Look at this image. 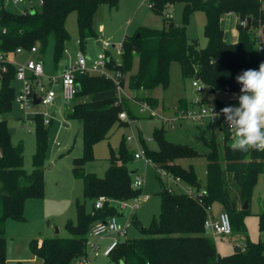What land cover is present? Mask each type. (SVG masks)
Returning <instances> with one entry per match:
<instances>
[{
  "label": "trees",
  "instance_id": "1",
  "mask_svg": "<svg viewBox=\"0 0 264 264\" xmlns=\"http://www.w3.org/2000/svg\"><path fill=\"white\" fill-rule=\"evenodd\" d=\"M101 1L42 0L39 9L12 12L0 0V50L8 52L16 47L30 49L35 45L41 51L52 38L54 64H57L69 39L65 26L67 14L72 10L76 12L79 45L83 49L88 38L98 36L93 27V17ZM179 1L184 3L181 24L167 19V24L162 28L143 26L131 35L125 34L120 63H115L108 52L109 67L115 63L116 67L128 75V87L133 91V96L152 104H156L157 100L151 92L158 85L168 84L170 63L173 60L179 63L182 77L197 78L208 89L214 88L215 91L227 86L230 91L240 93L241 85L236 81V76L244 70H258L260 64L264 63V46L259 47L256 35L258 26L264 22V0H148V3L153 10L163 13L166 7ZM194 10H202L206 14L204 46H198L196 40L186 34L188 16ZM227 12L234 13L238 18V38L231 42L225 40L221 24L222 16ZM247 17H250L249 29H245L246 23L240 22L246 21ZM134 61L137 65L132 70ZM14 75L15 66L8 64V70L0 82L1 112L11 108L15 94L12 84ZM76 82L79 89L73 98L68 117L80 123L82 153L73 157L72 173L82 179L84 196L95 199L104 194L114 199H123L138 195L142 186H131L134 170L130 169L128 163L134 158V150L127 146L125 135L121 136L117 151L108 157L109 164L103 175L85 169V162L93 157L94 144L108 137L115 125H126L128 118L137 116L131 108V102L125 97L119 99L114 94H104L111 91L114 84L110 78L102 75L80 73L76 75ZM140 90L146 93H138ZM237 97L234 96L232 100L238 105ZM188 102L185 97H180L177 105L184 107ZM215 102L222 103L218 99ZM121 110H126L127 119L119 118ZM32 118L36 147L30 171L23 167L22 139L13 143L7 120L0 119V264L5 262L6 217L24 218L25 199L41 196L44 192L47 128L41 113H35ZM221 130L223 135L220 148L210 124L198 127L195 132V141L201 142L204 148L188 141L168 140L163 127L153 130L156 148L148 147L141 138L145 155L151 162L173 178L203 187L206 193L202 195L201 204L183 190L163 186L159 216L153 218L149 226H140L142 235L121 239L107 255L111 264H264V240L246 239L244 245L236 243L230 253L220 254L213 236L207 234L203 227L206 216L204 206L217 203L228 212L231 231L244 232L243 218L248 207L242 208L243 201L248 199L249 206L260 174H263L264 181V151L234 152L229 147L233 135L226 127L221 126ZM200 155L206 158L203 183L193 163L183 165L176 161ZM261 203L259 214L264 220V194ZM118 213L120 211L112 202H105L102 207L87 211L77 199L76 220H68L66 223L70 234L32 237L29 247L35 262L17 260L15 264H70L85 253L89 227L97 220ZM132 223L138 224L135 215Z\"/></svg>",
  "mask_w": 264,
  "mask_h": 264
},
{
  "label": "rangeland",
  "instance_id": "2",
  "mask_svg": "<svg viewBox=\"0 0 264 264\" xmlns=\"http://www.w3.org/2000/svg\"><path fill=\"white\" fill-rule=\"evenodd\" d=\"M3 6L12 12H21L23 9H39L40 0H22L14 2L13 0H2ZM182 1L166 7L163 13L153 10L148 0H102L94 13L93 27L97 33V38H88L85 46L81 49L90 58L94 57L99 47L95 43L96 39L107 40L110 45L109 53L112 55L115 63H120V50L112 44H117L124 34L131 35L140 27L162 28L167 24V19L175 24H181L183 21ZM264 7V1H263ZM169 8H171L169 10ZM165 13V15H164ZM167 15V17H166ZM166 17V19L164 18ZM165 19V21H164ZM234 13H225L222 16L221 24L225 37L237 35V24ZM206 21V14L202 10H194L189 16L185 26L186 34L190 39L196 40L198 46L206 44V37L203 29ZM242 23V21H240ZM65 26L69 33V39L65 46L67 52H63L58 58L57 64L61 66L63 61H68L69 56L75 57L79 46L76 44L78 38V29L76 22V12L70 11L65 20ZM264 22L258 26L256 35L258 41L264 45V32L262 27ZM29 54V53H27ZM39 55L44 64L46 74H56L61 68H56L54 64L53 39L50 38L45 49L30 53V55ZM34 55V56H35ZM137 63L134 61L132 70ZM190 77H182L179 63L173 60L170 63V78L166 86H156L151 94L156 98V104L145 99H137L133 96V91L128 87V75L124 74V89L121 97L131 102V108L137 115L128 118L126 125H115L108 137L100 139L93 146V157L85 162L87 171L103 175L108 167V157L112 152H116L122 135H133L131 140H126L127 146L132 150L144 148L141 141L151 148L157 147V142L153 137V130L157 127H163L164 135L168 140L174 142H192L199 148H204L203 144L195 141V132L198 127L212 125L207 119L192 120L188 118L177 119L173 110L175 103L180 97L186 99L194 98L196 95L195 87L191 84ZM16 85V81H12ZM57 99L50 104L36 103L29 107V110H47L53 117L50 123L44 124L47 128V147L44 161V192L37 197H27L23 205L24 218L19 219L13 216H7L4 222V231L6 236V252L4 264H15L17 260L33 263L35 258L32 256L29 240L32 237L45 236H68L67 221L76 220V200L79 199L85 210L92 211L95 199L85 197L83 194V182L72 173V159L82 153V139L80 123L77 119L68 117L71 104L74 100L65 101L59 88L56 86ZM226 87L216 90L214 93H205L207 102H214L217 99L227 101L230 96H239L240 93L229 91ZM207 91V90H206ZM205 91V92H206ZM146 93L140 90L138 93ZM104 94L117 95L115 87ZM141 103H146L153 108L149 110H140ZM139 105V106H138ZM54 110V111H53ZM32 114H24L22 107L15 101H11V108L6 112L0 111V119L5 118L9 126L15 128L11 134L13 143L22 139L24 143L23 167L30 171L32 168V155L36 147V136ZM216 141L221 146L223 131L219 129L216 123L213 125ZM183 165L193 163L196 172L203 183L205 181L206 158L203 155L194 157L179 158L176 160ZM128 166L133 169L132 177L135 173L142 176L144 182L138 195L141 197L139 206L135 209L133 216L137 223H132L128 229V236L142 235L140 226L147 227L153 220L159 216L161 208V188L163 186L171 187L173 190H183L187 184L180 180L177 184L173 177L165 176L164 171L157 168L153 162L146 163L143 158H133ZM199 188L200 186H193ZM264 194L263 174L258 176L254 186L252 197L249 202L248 211L245 213L244 232L231 231L226 234L213 235L216 248L220 254H228L232 251L233 245L238 243L244 245L246 239L251 241L264 240L263 220L259 214L262 210V196ZM240 205V203H239ZM126 210V209H125ZM127 211V210H126ZM220 211V206L215 204L214 214ZM126 213V212H125ZM132 216V217H133ZM121 222L122 219L119 218ZM56 228L58 231H55ZM207 234L211 235L206 231ZM109 236L96 238L101 244L107 243ZM93 264H111L107 256L99 255L93 259Z\"/></svg>",
  "mask_w": 264,
  "mask_h": 264
},
{
  "label": "built area",
  "instance_id": "3",
  "mask_svg": "<svg viewBox=\"0 0 264 264\" xmlns=\"http://www.w3.org/2000/svg\"><path fill=\"white\" fill-rule=\"evenodd\" d=\"M13 1L19 2L22 0ZM170 9L171 8H169V10ZM241 21L242 24L246 23L245 20ZM258 43L259 47L264 46L262 42L258 41ZM76 44L80 48L78 38L76 40ZM101 45L102 47L99 48L97 54L92 58L85 54L81 50L82 48H80L76 56L70 57L68 61L61 67L60 71L56 74H46L44 72L42 58L39 55H30V53L38 51V48L35 45L31 46L30 49L16 47L15 50L8 52L0 50V82L2 75L8 70V64H13L15 66L14 79L20 82V86L16 89L14 94L15 102H17L22 107L26 116L29 113L32 115L38 112L41 113L43 116V122L45 124H48L52 118V115L47 110H29L30 106L36 104L33 102L34 94L39 98L37 103L45 105L53 103L57 94L55 88L57 86L65 101L73 100L78 90L76 82L77 74L92 72L110 78L113 81L114 87L116 89V96L120 99L124 89V73L120 68L116 67L115 63H113L111 67L108 65L109 56L107 53L109 52L108 47L110 43L107 40H101ZM112 46L117 47V49L121 51L122 40H120L117 44H112ZM67 51L68 48L65 46L64 52ZM25 53H29L27 57L23 59L17 58V56ZM191 84L195 87L196 95L194 98L189 99L188 104L184 107H179L177 103H175L173 108L175 112V118H188L192 120L207 119L212 124V126L216 123L220 128L221 126L226 127L230 133L234 135L233 130L228 128L227 121L225 120L223 113L220 112L223 107L238 106L232 100L234 95L230 96L227 101H222V103H217L215 101L207 102L204 96L205 91L208 90V87L197 78L192 79ZM225 90L227 92L230 91L227 86ZM139 108L140 110L147 109L150 112L160 116V114L153 112V108L148 106L146 103H141ZM212 112L220 113V115L218 117L214 116L210 118ZM118 116L121 119L128 118L126 110L119 111ZM132 138L133 135H126V140H131ZM1 156L2 149L0 147V157ZM134 157L143 158L146 163L151 162L150 158L145 155L143 148L134 150ZM157 168L163 170L160 167ZM164 174L165 176H169L165 172ZM173 179L177 184L180 182V179L177 177ZM143 182L144 180L142 176L138 173H135L131 180V186L133 188H138L143 185ZM193 186L194 185L187 184V187H184L183 191L191 194L197 199L199 203L203 204L202 195L206 193L205 189L201 186L199 188ZM141 197L145 198L146 195H136L131 198L123 199H114L104 194L97 196L94 200V208H100L105 202L109 201L115 204L120 213L109 215L104 220H97L89 227L85 242V253L80 257H77L70 264H93V259L100 254L107 256L121 239L128 236V229L131 225L132 215L135 209L139 206ZM204 208L206 211V216L203 222L205 231L209 232L212 236L231 232V220L226 210L222 209L214 214L213 205L207 204L204 206ZM121 216L123 218L120 222L119 218H121ZM104 235L109 236L108 238H110V240L105 244H101L96 238H101Z\"/></svg>",
  "mask_w": 264,
  "mask_h": 264
},
{
  "label": "clouds",
  "instance_id": "4",
  "mask_svg": "<svg viewBox=\"0 0 264 264\" xmlns=\"http://www.w3.org/2000/svg\"><path fill=\"white\" fill-rule=\"evenodd\" d=\"M236 81L241 85L238 106L220 110L234 133L229 147L234 152L264 151V63L258 70L242 71ZM219 115L212 112L210 118Z\"/></svg>",
  "mask_w": 264,
  "mask_h": 264
},
{
  "label": "water",
  "instance_id": "5",
  "mask_svg": "<svg viewBox=\"0 0 264 264\" xmlns=\"http://www.w3.org/2000/svg\"><path fill=\"white\" fill-rule=\"evenodd\" d=\"M30 10L33 11L34 9L31 8ZM246 21H247V22H246L245 29H249V28H250V24H251V23H250V17H247ZM262 31L264 32V26L262 27ZM95 43L98 45L99 48L102 47V45H101V40H100V39H96ZM109 58H110V57H108V59H109ZM77 89H79V84H78V83H77ZM214 92H215V89H214V88H211V89H208L205 93H206V94H209V93H214ZM38 101H39V98L36 97L35 94H34V100H33V102H34V103H37ZM14 130H15L14 127H12V126H9V127H8V132H9L10 134H12V133L14 132ZM247 207H248V199H244L243 204H242V208H243V209H246ZM262 228L264 229V220H263ZM55 231H58V229L56 228Z\"/></svg>",
  "mask_w": 264,
  "mask_h": 264
},
{
  "label": "crops",
  "instance_id": "6",
  "mask_svg": "<svg viewBox=\"0 0 264 264\" xmlns=\"http://www.w3.org/2000/svg\"><path fill=\"white\" fill-rule=\"evenodd\" d=\"M41 1V0H40ZM31 8H33V7H30V9ZM24 10V9H23ZM227 13H232V12H227ZM223 25V24H222ZM238 33V32H237ZM125 35V34H124ZM224 38H225V40L226 41H228V42H231V41H235L237 38H238V34L237 35H235V36H233V37H230V38H228V37H225L224 36ZM122 39H123V37H122ZM122 39H120V40H122ZM119 40V41H120ZM35 55V54H34ZM34 55H32V56H34ZM28 56V54L27 53H25V54H22V55H19V56H17V58H19V59H23V58H25V57H27ZM69 58H70V56H69ZM67 61H63L62 62V64H61V66H59V64H55V66H56V68H61L65 63H66ZM60 71V70H59ZM56 73H58V71L56 72ZM50 74H53V73H50ZM12 81H16V85H20V82L18 81V80H15V79H13ZM12 83H14V82H12ZM14 87H15V91H16V87L17 86H15L14 85ZM57 99V94H56V96H55V99L54 100H56ZM12 101H15L14 99H12ZM54 111V110H53ZM31 118H32V116H31ZM33 119V118H32ZM53 119V117L51 118V120ZM34 121V120H33ZM51 122V121H50ZM49 122V123H50ZM9 125V124H8ZM9 127V126H8ZM219 129L221 130V128L219 127ZM215 204H217V203H215ZM215 204H213V207H214V205ZM219 206H220V210H222L223 208H222V206L220 205V204H218ZM214 213V212H213ZM217 213V212H216ZM215 213V214H216ZM123 217L121 216V219H122Z\"/></svg>",
  "mask_w": 264,
  "mask_h": 264
}]
</instances>
